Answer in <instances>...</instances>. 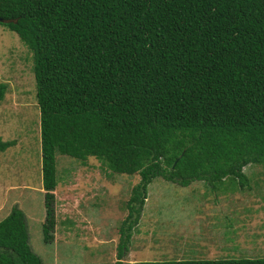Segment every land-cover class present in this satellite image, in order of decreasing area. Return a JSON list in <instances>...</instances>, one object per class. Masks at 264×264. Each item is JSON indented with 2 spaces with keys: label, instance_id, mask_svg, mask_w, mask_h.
<instances>
[{
  "label": "trees",
  "instance_id": "1",
  "mask_svg": "<svg viewBox=\"0 0 264 264\" xmlns=\"http://www.w3.org/2000/svg\"><path fill=\"white\" fill-rule=\"evenodd\" d=\"M0 18L31 57L44 242L54 156L91 157L138 178L118 207L111 264H264L236 247L216 259L121 260L151 179L244 188L242 169L264 168V0H0ZM0 264H42L16 207L0 219Z\"/></svg>",
  "mask_w": 264,
  "mask_h": 264
},
{
  "label": "rangeland",
  "instance_id": "2",
  "mask_svg": "<svg viewBox=\"0 0 264 264\" xmlns=\"http://www.w3.org/2000/svg\"><path fill=\"white\" fill-rule=\"evenodd\" d=\"M0 83V141L13 143L0 152V219L11 207L22 213L28 246L42 264H111L124 216L118 207L137 176L112 173L91 157L80 163L55 155L53 226L44 242L31 57L2 26ZM242 171L244 188L231 180L181 187L151 179L121 260L216 259L231 255L230 247L243 251V258H264V168L252 164Z\"/></svg>",
  "mask_w": 264,
  "mask_h": 264
},
{
  "label": "crops",
  "instance_id": "3",
  "mask_svg": "<svg viewBox=\"0 0 264 264\" xmlns=\"http://www.w3.org/2000/svg\"><path fill=\"white\" fill-rule=\"evenodd\" d=\"M0 194H1V196L4 194L3 189L0 190ZM1 200H4L3 197H2ZM1 200H0V201H1ZM29 240H30V238L27 236V244H28ZM33 253H34V252H33Z\"/></svg>",
  "mask_w": 264,
  "mask_h": 264
},
{
  "label": "water",
  "instance_id": "4",
  "mask_svg": "<svg viewBox=\"0 0 264 264\" xmlns=\"http://www.w3.org/2000/svg\"><path fill=\"white\" fill-rule=\"evenodd\" d=\"M9 20H3L0 18V23H5V22H8Z\"/></svg>",
  "mask_w": 264,
  "mask_h": 264
}]
</instances>
